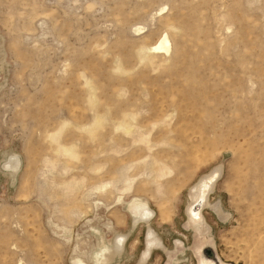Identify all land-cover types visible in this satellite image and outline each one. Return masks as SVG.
Here are the masks:
<instances>
[{"label": "rangeland", "instance_id": "1", "mask_svg": "<svg viewBox=\"0 0 264 264\" xmlns=\"http://www.w3.org/2000/svg\"><path fill=\"white\" fill-rule=\"evenodd\" d=\"M216 167V254L264 264V0H0V264H95L121 232L135 264V198L198 264L189 191Z\"/></svg>", "mask_w": 264, "mask_h": 264}, {"label": "bare ground", "instance_id": "2", "mask_svg": "<svg viewBox=\"0 0 264 264\" xmlns=\"http://www.w3.org/2000/svg\"><path fill=\"white\" fill-rule=\"evenodd\" d=\"M151 48L152 50L169 52L171 49V43L168 34L164 33L156 42V44L151 46ZM11 156L12 157L10 161H8L6 165L12 169L11 172H16L19 168H21L20 162L22 160L17 156L15 157V155ZM3 157L2 159H4ZM6 157H8V155ZM220 174L221 168H214L210 173L203 175L189 191L190 203L187 209V214L189 218L187 222V227L194 231V237L199 240L200 244L207 243L210 240L212 246L215 245L214 241L210 236V228L208 226V223L204 218L203 207L206 203H208L209 193L214 188V185L217 179L219 178ZM129 205V211L133 220L131 224H133L134 227L138 226V224L141 222L148 224L146 246L142 252V255L145 258H152V254L156 250L163 249L167 252L169 256L167 264H174L176 258H174L173 255L169 253V250L167 249L166 245L158 237L155 229L151 224L152 221H154V219L156 218V211L151 208V206L147 202L141 200L140 198L133 199L129 202ZM127 237L128 234L123 232L116 234L113 242H111V246H106L105 244V249L109 250V253L113 255L122 253L125 243L127 241ZM180 244L182 243L180 242ZM196 247L197 244L193 248L194 251ZM217 259L220 260V258L218 257Z\"/></svg>", "mask_w": 264, "mask_h": 264}, {"label": "flooded vegetation", "instance_id": "3", "mask_svg": "<svg viewBox=\"0 0 264 264\" xmlns=\"http://www.w3.org/2000/svg\"><path fill=\"white\" fill-rule=\"evenodd\" d=\"M105 244L106 246H111V243H103V247L101 248L100 252L97 255L96 262L95 264H112L113 259L116 256H120L124 251L125 247L120 254H110L109 250L105 249ZM195 254L198 257V264H225L222 263L220 260L217 259L219 256L216 254L215 246H212L210 243V240L207 243L204 244H198L196 249H195ZM152 258H145L142 254L139 260L135 264H148L149 261ZM74 264H86L83 260L81 259H74ZM160 260H158L159 262Z\"/></svg>", "mask_w": 264, "mask_h": 264}]
</instances>
